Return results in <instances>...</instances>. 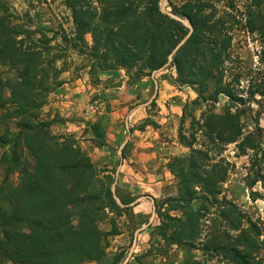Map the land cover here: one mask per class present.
<instances>
[{
	"label": "trees",
	"instance_id": "trees-1",
	"mask_svg": "<svg viewBox=\"0 0 264 264\" xmlns=\"http://www.w3.org/2000/svg\"><path fill=\"white\" fill-rule=\"evenodd\" d=\"M160 1L62 0L70 12L73 33L63 34L61 41L90 58L92 73L122 68L136 70L137 77L151 76L188 32L180 22L160 13ZM184 1L174 6L172 13L188 20L193 33L164 70L174 71L175 77H170L173 83L194 88L196 105L202 101L213 105L221 96L242 104L257 102L258 97L264 101V0H246L241 11L234 0ZM218 4L225 8L219 10ZM0 11V63L16 73L13 80H0V107L6 108L2 119L15 121L16 148L22 144L33 159V163L21 162L15 151L10 159L7 153L1 157L6 173L18 172L21 182L9 192L13 200L10 209L2 206L4 190L0 189V258L14 264H101L106 256L103 242L118 235V230L112 225L110 232H102L99 224L109 220V214L121 216L131 208L121 209L114 202L110 189L114 177L96 168L72 139L51 135L50 123L40 119L46 96L62 84L60 70L55 67L59 56L45 60L53 37L13 23L4 5ZM237 27L260 41L262 69L249 85L248 100L238 97L232 83L225 81V64L231 61L228 50ZM214 80L213 91L204 97ZM240 118L241 111L226 108L216 113L209 108L201 122L190 117L189 137L179 131L180 142L189 153L173 157L167 166L177 180V196L166 199L170 203L167 210L157 207L159 224L149 229L167 247L185 246L208 257L187 264H264V219L251 221L232 203L217 199L230 170V164L221 158L228 145H235L241 156L254 153L249 167L251 185L260 182L264 191L258 137L244 133ZM184 119L183 115L181 123ZM144 125L154 123L146 120ZM7 145L9 142L0 137V148ZM254 195L264 199V194L252 193L253 199ZM195 202L199 205L194 209ZM172 211H182L183 216L169 215ZM211 213L217 214L220 224H226L224 243L204 235V223Z\"/></svg>",
	"mask_w": 264,
	"mask_h": 264
},
{
	"label": "rangeland",
	"instance_id": "rangeland-1",
	"mask_svg": "<svg viewBox=\"0 0 264 264\" xmlns=\"http://www.w3.org/2000/svg\"><path fill=\"white\" fill-rule=\"evenodd\" d=\"M234 1L240 11L244 9L246 0ZM161 3L162 0L160 6ZM184 3V0H168L166 9L172 13L174 6L179 7ZM0 5H4V8H6L7 16H13L10 19L13 23H17L23 29L29 31H44L46 37H53L54 40L49 44L51 51L48 56H45V60H47V63L52 58L59 56L55 67L60 70L58 76L62 84L46 96L45 104L40 110V119L50 123L49 132L51 135L72 139L74 144L88 156L96 168L105 171V175L114 177L118 166L117 151L127 136L125 129L126 117H128L130 134L122 151V165L125 167L122 169L124 175L128 173L130 168L135 170L137 164L136 162H130V160L134 157L132 155L133 148L139 140L137 132L144 130L146 127L144 123L146 120H150L154 123V126H147L154 130L162 129L160 130L162 131L160 132L162 135L160 141L165 143L167 147L164 151H160L163 154L158 155L152 169L157 175L161 176L164 171L168 170V163L173 157L185 156L189 153V150L180 142L179 131L189 137L192 132L190 117L193 116L195 120L201 122L202 114L209 108L216 113H221L226 108H231L233 112L241 111L240 120L244 133L257 134L260 145L257 159L264 174V101L260 100L259 97L256 98L257 102L246 101L245 104H242L240 102H230L226 97L221 96L218 102L213 105L209 101H202L199 105H196L194 102L197 99V94L194 88L176 86L170 78L171 76L175 77V73L170 69L156 75L159 85L158 94L148 106L140 107L153 94L154 85L151 76L137 77L136 70L127 71L122 68L92 73L90 71V58L69 48L61 41L60 37L63 34L71 35L73 33L70 12L63 6L62 0H0ZM224 8L225 4H218L219 10ZM1 15H3L2 11H0ZM85 40L87 46L91 47L90 35H87ZM260 49L258 37L245 32L239 27L232 32V43L228 50L231 61L225 64V81L231 82L234 93L245 100H248L249 85L255 83L257 72L262 69L258 58ZM15 77L16 73L9 66L0 63L1 81L5 79L13 80ZM124 81L125 84H122ZM72 85H74V88L84 89L86 96L79 97L78 100L75 97V102L68 103L65 97L68 93L67 86ZM214 85L215 80L209 83L208 90L203 95L204 97L209 96ZM104 86H109L110 90L106 91L103 88ZM121 86L123 87L122 90L114 92L115 88ZM160 87H162V95L165 93L170 94L173 90L176 94L186 96L180 118L168 120L162 126L157 125L156 119L158 121V118L162 115L165 116V114H159V112L165 111L164 108L170 104V101L165 98V100H160ZM4 94L5 97L9 96L7 90ZM5 109L0 107V137H4L9 145L0 148V189L3 188L4 190L2 206L10 209L13 200L9 192L20 185V175L18 172L7 174V166L1 163V157L7 153L8 159H10L15 151L21 162L33 163V159L22 144L16 148L17 145L14 142L18 136V129L15 126V121L9 122L2 119ZM183 115L185 119L181 123ZM94 127L97 132L93 129ZM197 136L198 141L201 142L202 138L199 134ZM252 156H254V153H250L249 156L239 155L235 145L224 147L221 158L230 164V170L226 181L221 185V193L217 196V199L232 203L246 218L256 221L259 218L264 219V199L255 195L253 199L252 193L261 195L264 194V191L260 182L251 185L252 177L250 176L249 167ZM121 174L122 171L120 170L116 184V194L119 199L121 198L129 204L139 196L150 195L144 191L147 188L140 187L138 184L134 183L133 186H130L128 183H124L123 180L120 182ZM169 197L172 196L153 197L156 210L158 206L161 207L159 210L162 212L167 210L170 203L168 204L166 199ZM198 205V202H195L193 208H197ZM130 208L131 210L128 213L121 216L114 213L109 214V220L99 224L102 232H110L112 225L118 230V235L108 236L106 242H103L106 256L101 264H121L130 248L133 232L144 226L148 221L151 213V204L148 201H141ZM211 211L214 212L213 208H211ZM169 215L182 217L183 213L182 211H172L169 212ZM220 223L221 219L217 217V214L207 215L204 223V235L207 239H212L215 236L217 237V243L225 242V232L228 230L225 228L226 224L224 222ZM242 223L243 227H246V223ZM158 224L159 220L156 213L152 225L157 226ZM230 235L234 234L230 232ZM203 254L200 250H191L185 246L167 247L159 237L152 234V230L148 227L137 236L136 248L128 264H187L194 260L208 259ZM119 256L124 257L119 262L114 263V260ZM215 260L216 258L211 263H214ZM0 264L14 263L0 258Z\"/></svg>",
	"mask_w": 264,
	"mask_h": 264
},
{
	"label": "crops",
	"instance_id": "crops-1",
	"mask_svg": "<svg viewBox=\"0 0 264 264\" xmlns=\"http://www.w3.org/2000/svg\"><path fill=\"white\" fill-rule=\"evenodd\" d=\"M122 84H125V81L122 82ZM103 88L106 91L110 90L109 86H104ZM171 88L170 90H172ZM122 89V86L120 88H115L114 92ZM67 90L68 93H66L65 97L68 103L75 102V97H77L78 100L79 97L81 98L86 96L84 89L74 88V85L67 86ZM160 94V100L165 98L170 101V104L164 108L165 111L159 112V114H165V116L162 115V117L158 118V121L156 119L157 125L162 126L163 123L168 120L180 118L182 114V106L186 100V96L176 94L173 90L170 94L165 93L162 95V87H160ZM160 130L162 129L154 130L150 126H146L144 130L137 132L139 140L133 148L132 155L134 156V159L131 158L130 160V162H136L137 165L135 166V170L130 168L126 175H124V171L122 170L125 167L122 165L120 169L122 171V174L120 175V182L123 180L124 183H128L130 186H133L135 183L140 187L147 188L144 191L148 192L152 197H174L177 195L176 180L170 172L166 170L161 176H159L152 170L156 160L158 159V155L161 156L163 154L160 151H164L165 148H167L166 144L160 141V137L162 138V135L160 134L162 131ZM160 160H162V158H160Z\"/></svg>",
	"mask_w": 264,
	"mask_h": 264
},
{
	"label": "water",
	"instance_id": "water-1",
	"mask_svg": "<svg viewBox=\"0 0 264 264\" xmlns=\"http://www.w3.org/2000/svg\"><path fill=\"white\" fill-rule=\"evenodd\" d=\"M167 4H168V0H162L161 6H160V13L170 17L171 19H173V20H175L177 22H180L182 25H184L187 28L188 32L181 39V41L174 48V50L171 52V54L168 57L167 62L161 68L152 71L151 80H152L153 85H154L153 94H152L151 98L146 103L140 105V107L148 106L154 100V98L157 96L159 85H158V81L156 79V75L161 73V72H163L167 67H169V65H170V63L172 61V57L174 56V54L188 41V39L190 38V36L193 33V27L188 22V20L183 19V18H181L179 16L174 15L173 13L168 12L167 9H166ZM125 129H126V133H127L126 139L123 142L122 146L117 151V155L119 157V163H118V166L116 167V170H115V173H114V181H113V184L111 186L112 198H113L114 202L116 203V205L119 208H121V209L134 207V205L140 203L141 201H148L151 204V213H150V216H149V219H148L147 223L144 226L136 229L133 232V239H132L130 248L128 250V253H127L125 259L122 261L121 264H128V262L132 258L134 250L136 248L137 236L141 232L146 230L148 227H150L153 224L154 219L156 218V203H155V199L152 196H150V195H142V196H139L136 199H134L131 203H129L127 205H124V204H122V202L120 201L119 197L116 194V184L118 182V177H119L120 169H121V166H122V151H123V148H124V146L126 145V143L128 141L129 134H130L128 117H126V119H125Z\"/></svg>",
	"mask_w": 264,
	"mask_h": 264
}]
</instances>
